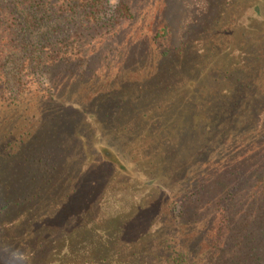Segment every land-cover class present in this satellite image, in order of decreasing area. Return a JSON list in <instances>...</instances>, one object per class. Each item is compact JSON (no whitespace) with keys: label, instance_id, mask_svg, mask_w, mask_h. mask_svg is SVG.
I'll return each instance as SVG.
<instances>
[{"label":"trees","instance_id":"16d2710c","mask_svg":"<svg viewBox=\"0 0 264 264\" xmlns=\"http://www.w3.org/2000/svg\"><path fill=\"white\" fill-rule=\"evenodd\" d=\"M134 6V0H118L115 7L109 0H0V264H17L14 253L23 264H264V125L259 126L256 112L263 94L246 73L260 45L250 32H241L240 38L229 30L237 15L214 5L209 26H186L192 41L171 46L166 43L171 28L161 19V10L148 7L151 22L145 33L128 36L133 43L145 36L153 43L159 39L163 47L151 46L150 53L173 62L165 69L167 78L177 76L181 83L188 77L186 87L198 86L192 93L205 100L197 102L204 108L190 131L184 129L187 115L177 125L157 112L158 92L152 88L165 72H149L153 57L143 51L141 63L140 46L131 48V56L118 53L112 68L115 63L122 84L104 91L97 104L83 105L60 93L66 85L94 76L89 66L96 62L97 69L106 57L100 50L110 41L129 45L123 32L138 19ZM251 6L255 11L256 3ZM233 49L242 52L240 58L233 56ZM138 65L144 76L150 75L148 86L134 87L138 94L145 92L146 109L133 104V83L124 81L123 72L128 69L127 75H133ZM108 99L112 104H105ZM123 105L130 108L132 121L115 118ZM52 111L70 116L73 128L85 118L97 130L113 131L108 140L100 133L104 145L94 142L97 159L89 161L91 167L74 172L73 166L71 173L67 163L55 162L63 152L59 143H70L73 130L52 146L54 160L47 142L36 141V130L26 127L50 122ZM144 111L156 120L147 119ZM174 113L180 117L182 109L178 106ZM73 134L71 149L78 155L84 138ZM173 134L179 148L172 147ZM126 144L136 151L130 160L169 167L168 178L179 185V194L147 197L155 178L138 183V190L130 187L129 180H138L139 174L114 153L118 147H124L122 154L131 150ZM102 166L119 170L111 181L114 186L103 183ZM193 186L202 195L198 203L192 199ZM162 197L164 219L159 217ZM118 222L117 230H108Z\"/></svg>","mask_w":264,"mask_h":264},{"label":"rangeland","instance_id":"374dc122","mask_svg":"<svg viewBox=\"0 0 264 264\" xmlns=\"http://www.w3.org/2000/svg\"><path fill=\"white\" fill-rule=\"evenodd\" d=\"M252 2L256 3V8H254L255 11L252 10V7H253L251 6ZM224 3L220 2L219 0H134L135 8L133 11L135 12V14H137L138 19L135 20V22H132V24H129V27L125 30V32H123V35L125 36L127 41L128 40L130 41L128 37L129 35L133 34V36H135L138 32L145 33L144 28L146 29V25L150 24L151 22V14L147 9L148 7H149V10H152L153 12L157 9L161 10L160 12L161 19L163 18L164 21L167 22L168 26L171 28L170 38L166 42V43H169L171 46L180 45L185 41H188V42L192 41L191 38H188L189 33L186 34V31L188 29L186 28V26H192L194 23L198 24L199 22H201V25L209 26L211 24L209 17L211 15V12H213L214 10V5H217L218 9L222 8V10H224V13L230 12V15L232 16L237 15L236 19H238V21H235V23H232L229 27V30H233L234 36L236 35V36H239L240 38H243V36L242 37L240 36L241 32H243L244 34L250 32L251 37L254 40V43L259 42V45H260L256 53V59L247 63V67L248 65H250V67L246 68V73L249 74L253 78L254 89L260 92L259 95L263 94L262 98L258 102V105L256 106L258 109V111H256L258 112V117H257V119H259L258 123H259V126H262L264 125V45H262V43H264V0H229L228 2L229 5L228 4L224 5ZM158 21L159 19L156 20V22ZM158 23L160 24V22ZM241 25H242V28L245 29L247 32H244V30L241 28ZM134 29L135 31L132 32ZM145 37H146L145 40L141 38V40H139L138 43H133L132 41H130L129 45L126 44L124 40H122L121 43H116L117 45H111L113 44V42L111 41H110V45H105L104 47L100 45L102 47L100 51L106 57L102 58L100 60V63L98 61L97 64L99 65H96L97 69H94L96 62L89 66V68H91L89 71V74H92L91 72L95 70V74L97 75L95 74L94 76L87 75L84 78H82L80 83H71L72 88H71V84L66 85L62 89H59L60 93H66V97L68 98V100L70 101L78 100L83 105H85L86 103L87 104H90V103L97 104L98 103L97 101L101 98L99 96L100 95L103 96L104 91H108L111 89H118L120 85L122 84L121 83L122 80L119 81V77H117L118 74L114 72L115 70L114 68L116 67L115 63L116 61L118 62V53L120 51H122L121 52L122 54L125 53L127 54V56L128 55L131 56L132 52L128 53L131 50V48L133 50H136V47L140 46L138 52L139 51L141 52L139 59H140V62L142 63L143 51L146 52V54L149 53L151 55L150 52H153L151 50L152 48L151 46L157 47L155 45H159L160 48L163 47V44L160 43L159 39L154 40L155 43H153L150 37L148 36H145ZM232 38L233 36H230V39ZM196 42L198 43V41ZM232 52H233V56H237L238 58H240L242 55V52L239 50L233 49ZM151 56L153 57L154 65L149 70V72H152V73L155 72L156 74H162L165 72V69L167 70V68L170 67L171 64H173V62L168 61L166 57L165 58L156 57L154 59V56L153 55ZM106 62H109V64L103 67L102 64H105ZM113 62L115 63L112 68ZM139 67L140 65L134 67L135 71L133 75H129V76L127 75L128 69L127 71L123 72V74H126L127 76V78L124 81L133 83V84H130L131 85L130 89L132 90L131 94H133L134 96L137 95V101H135L133 104L137 103V104H140L139 107L145 108L146 106L144 102L145 92L141 91L138 94L137 92H135L136 89L134 87L136 84H139L142 87L148 86L150 82L149 81L150 75L147 77L144 76L143 74L146 71ZM177 72L180 73L179 70ZM167 74L168 73L165 72V74L157 77L156 82L158 83L156 84L158 85H156L155 88H152V90L158 92L156 96V100H155L156 104L154 106L156 108L159 106V108L161 109L160 110L156 109L157 112L161 114L166 113L167 118L172 120L171 122H174V124H177V125L183 124L182 122L184 121L183 120L184 116L187 115L189 120L188 122L184 123L187 126L184 129L189 128V131H190V128L192 127L194 119H195L194 118L195 115L198 114V112L203 111L202 108H204V106L203 107L200 106V108H198L197 102L200 105V104H203L205 100L198 101L199 98L196 96V92L195 94L192 93L194 89H196L197 91L198 86L193 88L194 86L193 84V86L191 87L190 86L186 87L185 83L188 81L186 79L188 77L181 78V83H179L177 80L178 79L177 76L173 78L174 76L173 75L172 77L170 76L169 78H167L168 76ZM164 76L165 78L162 79V77ZM72 78L73 76H71L69 81L72 80ZM67 80L68 79H63L62 83H66ZM252 85H253V81L251 83L250 88H252ZM182 93H184V95ZM178 98L180 99V101ZM112 100H109V102L107 103L105 102V104L106 105L112 104ZM177 103L179 105H177ZM125 106L126 105H123L124 109H122L123 107L122 108L120 107L121 108L120 114L116 115L115 117L121 123L132 121L130 118V115L132 112L129 111L130 108L129 110H127L128 107H125ZM178 106L182 109V114L180 115V117L177 116V114H180V113H177V114L174 113L175 109H177ZM171 107H174L173 110H171ZM144 112H146L145 115H147L146 116L147 119H150L156 116V115H151L152 112L151 113H148L149 111H144ZM48 115H51V118H52L50 122H49L50 119H48L44 122V124L40 126L35 125V126H26V127L34 128L36 130L35 132V138L37 139L36 141L42 142L45 140L47 142L46 149L50 150L51 153H52L51 148L53 145L58 143V139L61 142V139L69 138L71 134L69 130H73L72 136L69 139L70 143H68L69 141L67 142V144L59 143L60 146L62 147L63 152L57 161L55 160V155L52 153V156L56 163H60L64 161L65 163L68 164L67 165L68 172H71V170L73 169V166H74V170H73L74 172L87 169L88 166L91 167L92 164L89 163V161L90 162L93 160L96 161L97 159V154L95 153L93 149L94 142H97L99 146L104 145L105 139L108 140V138L113 137L112 136L113 131L111 129H108V130H105V129L99 130V128L98 130L95 129L94 123L92 120H88L84 118L81 124L78 126V128L77 126L73 128V126L71 125L73 123V120L69 118L70 116L66 118V117H63V115H60V113H55L53 111L48 112ZM72 117L74 118V116ZM64 118L66 120H64ZM158 119L160 120V118ZM151 120H156V119L154 117ZM180 128L181 126L179 127V129ZM76 131L79 133V135H82L84 138L82 142V145H84L82 151L83 150L84 151L83 152L81 151L80 153H78V155L73 154V152L75 151L74 149H71V144H74L72 142V138L75 136V134L73 133H77ZM42 133H45V134L40 137L39 135ZM100 133H102L103 137L105 138L104 140L102 139V136H100ZM119 137L120 136H118L117 138ZM172 137H173V139L171 138L172 147L179 148L180 145L176 142V140H174L175 134H173ZM129 145L130 144H126L124 146H129ZM123 148L124 147H121V148L118 147L117 150L114 151L118 160H120V162L122 163H125V165H129V166L131 165L133 170L137 171L139 174L138 180H132V181L129 180L130 183H128V185L130 187H135V189L138 190V183L141 184L149 179L155 178L153 179L152 186H150L148 191H146L147 193L145 192V194H147L146 195L147 197L149 196L156 197L158 194L162 193L164 194L165 197L170 199L179 194V191H180V187H178L179 185L176 184L175 181H172L171 179L168 178L169 173H170L168 172L169 167H166L163 170L161 167L152 168V166L148 164L144 159L142 160L139 159L138 161H132L129 159V157H132V155L136 154L135 149L130 147L131 150L124 151L122 154ZM46 153L50 154L48 152ZM57 154L58 153H56V155ZM81 157H83L82 163H81ZM22 167L26 171V167L25 166H22ZM102 167H103V170L99 172L100 174L104 175L103 180H105L106 182H103V183L107 184V186H114L111 181L113 178L116 177V173H120L119 170H117L116 168L108 167V166H102ZM208 171H209L208 168H205L203 170V173H207ZM153 172H158V175H153ZM203 183H204L203 180H201L200 185ZM157 186L160 187L159 191L156 188ZM116 187L119 189L124 188V187H121L120 185H117ZM191 190L195 191V186H193V189L191 188ZM193 195L194 197L192 199H194L193 202L195 203H198L202 199V195H200V193L197 194L194 192ZM163 200L164 198L162 197V201ZM165 204H166V201H163V203L160 204V210H159V217L163 219L165 217V212H166ZM100 218L103 219L102 217ZM104 225L105 226L103 227L106 229L110 226V225L107 226L106 224ZM119 226H120V223L118 222L116 223V225L112 226V229L109 228L108 230H115V229L117 230ZM155 226L156 225L154 226L151 225L150 229L155 228ZM181 228H182L181 225L178 226L179 233H181L182 231ZM160 239H161V236H158V238L155 237L153 245H156L160 241Z\"/></svg>","mask_w":264,"mask_h":264},{"label":"clouds","instance_id":"9594fccd","mask_svg":"<svg viewBox=\"0 0 264 264\" xmlns=\"http://www.w3.org/2000/svg\"><path fill=\"white\" fill-rule=\"evenodd\" d=\"M109 3L111 6L115 7L118 4V0H109ZM12 259H15L17 261V264H23L22 257L20 254H12L11 256Z\"/></svg>","mask_w":264,"mask_h":264}]
</instances>
